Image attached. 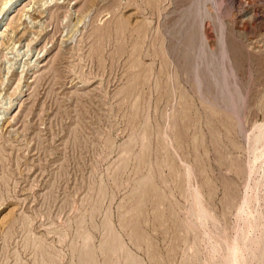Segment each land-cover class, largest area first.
I'll list each match as a JSON object with an SVG mask.
<instances>
[{
	"label": "rangeland",
	"instance_id": "1",
	"mask_svg": "<svg viewBox=\"0 0 264 264\" xmlns=\"http://www.w3.org/2000/svg\"><path fill=\"white\" fill-rule=\"evenodd\" d=\"M262 122L264 0H15L0 264H264V179L237 213Z\"/></svg>",
	"mask_w": 264,
	"mask_h": 264
},
{
	"label": "bare ground",
	"instance_id": "2",
	"mask_svg": "<svg viewBox=\"0 0 264 264\" xmlns=\"http://www.w3.org/2000/svg\"><path fill=\"white\" fill-rule=\"evenodd\" d=\"M15 2V0H0V20L2 19L3 16H5V14L10 10V7L12 6V4ZM18 8V7H17ZM16 8V9H17ZM231 10V9H230ZM80 15V14H79ZM85 17L84 14L81 16V19ZM6 18V17H5ZM8 19V18H7ZM78 18V20H76V25L77 23L80 22V20ZM3 22V21H1ZM6 23V22H5ZM71 26V25H70ZM119 28H122V23H119L118 26ZM40 62V61H39ZM34 67V66H33ZM35 71V70H33ZM34 74V73H32ZM36 74V73H35ZM17 79V78H16ZM20 79H18V82L16 84V88L17 90V95L21 94V88L18 86ZM3 84V83H2ZM28 85V84H27ZM19 87V88H17ZM6 88V87H5ZM22 98V97H21ZM9 100V99H8ZM9 102V107L11 106V100L8 101ZM22 102V101H21ZM20 102V103H21ZM20 105V104H19ZM7 109V107H6ZM3 112V111H2ZM254 144L251 148L252 151V156L250 158V162H249V177L252 178V183L249 184V182H247L246 185V192H245V196L242 199V204L239 208H237V213L241 214L244 211L245 208V204H247L248 201V190L251 192L253 191L254 194V200H258V192L260 190V187L263 185V179H264V122H262V124L256 126L254 128ZM250 151V150H249ZM189 170V169H188ZM191 171V170H190ZM255 175V176H254ZM248 179V178H247ZM249 180V179H248ZM247 180V181H248ZM195 190V189H194ZM199 196V192L197 190H195L194 192V196H193V201L194 198ZM195 207V209L193 210L195 213V217L198 221L199 226L203 229V234L206 231H211L209 229V225H214V221L211 218V215L207 212L205 206L199 201H196V203L193 205ZM193 207V208H194ZM192 210V209H191ZM191 212V211H189ZM239 216V215H238ZM239 219V217H237ZM215 227V225H214ZM213 227V229H214ZM212 228V227H211ZM202 232V231H201ZM208 234V233H207ZM206 235V234H205ZM225 242V241H223ZM226 243V250H227V255L229 256L228 260H229V264H238V260H237V248H236V243L234 244H230V243ZM255 243V242H254ZM224 244V243H223ZM225 246V245H224ZM264 246V245H263ZM248 249V248H247ZM253 251H251L252 253ZM254 254V253H253ZM255 255V254H254ZM253 256V255H252Z\"/></svg>",
	"mask_w": 264,
	"mask_h": 264
}]
</instances>
